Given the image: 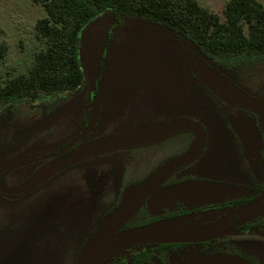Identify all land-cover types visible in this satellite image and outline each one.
I'll list each match as a JSON object with an SVG mask.
<instances>
[{"label": "rangeland", "instance_id": "374dc122", "mask_svg": "<svg viewBox=\"0 0 264 264\" xmlns=\"http://www.w3.org/2000/svg\"><path fill=\"white\" fill-rule=\"evenodd\" d=\"M198 1L222 16L229 0ZM44 16V7L32 0H0V44L7 47L0 63L2 79L30 71L35 54L45 47L35 33L36 22ZM112 25L106 14L82 30L80 63L86 83L76 93L42 95L36 102L20 100L0 109V264H74L89 227L112 205L121 183L117 161L108 154L165 137L155 133L162 127L152 126L100 139L73 152L67 144L71 140L54 142L66 129L78 137L75 132L82 117L91 114L87 93L96 83L99 93L94 102L101 98L109 109L125 101L135 87L147 86L174 107L225 121L221 126L209 118L212 142L202 161V177L243 180L235 170L255 164L246 130L240 135L229 125L216 98L223 100L227 90H235L264 104V58L217 60L183 44L160 25L142 20ZM108 39L112 47L101 74ZM164 154L150 158L145 169ZM49 160L53 161L21 188H6L7 173Z\"/></svg>", "mask_w": 264, "mask_h": 264}, {"label": "flooded vegetation", "instance_id": "af4514ba", "mask_svg": "<svg viewBox=\"0 0 264 264\" xmlns=\"http://www.w3.org/2000/svg\"><path fill=\"white\" fill-rule=\"evenodd\" d=\"M173 35L182 43L188 44L180 36ZM189 46L193 48L191 45ZM111 47V39H108L102 50L101 74H103L104 62ZM193 49L195 50V48ZM98 84L96 83L94 89L89 90L87 93L88 103L92 102L91 114L86 113L82 117L81 128L75 132L78 137H72L74 133L71 134L68 131L69 129H66V133L62 136L53 138L57 139L54 142L61 143L71 140V143L67 142V144L69 145V152H73L100 139L128 135L139 127L158 126L164 128L181 122L191 123L202 129L204 133V143L201 151L190 163L171 173L160 185L159 190L165 191L195 181L213 183L234 189V192L215 197L208 202H185L173 198L160 209L154 208L157 211L156 214L151 213L149 207V202L155 194L152 193L137 211L138 213L145 208L150 214L151 222L145 225L161 221L179 220L181 225L190 224L195 229L208 233L206 234L207 239L193 242L140 244L113 253L102 259L98 264H185L192 258L211 255L237 258L247 264H264V215L249 218L241 215L245 207L256 201L264 204V198L261 199L264 194V129L261 118L249 109L231 105L220 98H216L228 117L225 119L229 121V125L236 129L239 134L242 129L246 130L248 137H245V134L243 137L248 140L250 151L254 153L255 164L247 168L242 167V170H235L238 176H244L243 180L237 179L230 182L226 181V177L218 180L206 179L201 176L200 168L204 166L202 161L212 142V136L207 130L209 122L212 121L209 119L211 118L210 115L194 110L183 111L181 107H174L150 92L147 86L135 87L127 95L125 101L123 100V102L121 101L109 109L102 105L101 98L94 102L99 93ZM143 100L147 101L146 104L162 107L160 118L143 115L144 112L140 110L141 108L144 110ZM211 119L217 120L221 126L226 124L225 121L221 122L222 119L219 116H212ZM197 138V134L191 130L178 131L153 143L122 147L108 154L109 156L114 155L116 161L118 159L115 157L118 154L123 158V179L125 181L122 180V185L118 186L116 198L112 205L103 212L94 225L89 227L88 236L82 241L74 264H76L77 258L88 240L97 233L101 221L120 206L127 189L145 182L158 169L185 155ZM158 144L160 148L154 152L153 157L158 154H165L159 162L146 170L145 162H148L151 155L147 149ZM136 150H140L139 156L134 153ZM51 161L53 160L28 164L7 173L3 178L6 188H21ZM116 168H118L117 164ZM16 170H18L17 183L15 186H9L6 181L7 176ZM133 175L137 177L132 178ZM141 179L142 181L138 183L137 181ZM123 183L126 184V187L122 192ZM137 213L118 230V233L136 228L128 225Z\"/></svg>", "mask_w": 264, "mask_h": 264}, {"label": "trees", "instance_id": "16d2710c", "mask_svg": "<svg viewBox=\"0 0 264 264\" xmlns=\"http://www.w3.org/2000/svg\"><path fill=\"white\" fill-rule=\"evenodd\" d=\"M41 4L45 16L35 24L37 39L44 49L37 52L30 71L2 79L0 109L20 100L36 102L42 95L54 96L77 92L86 83L80 63L82 30L102 15H110L112 27L123 21L142 20L165 27L180 36L197 52L217 60L264 58V3L258 0H229L223 17L203 7L198 0H32ZM7 47L0 44V63ZM142 101L143 115L161 116L162 107ZM198 120V118H196ZM160 145L150 147V158ZM140 155V150L134 152ZM114 157V155H111ZM122 185L124 162L115 157ZM18 170L7 176L15 186ZM12 181V182H11ZM138 180L137 182H141ZM122 192L126 187L123 183ZM150 214L143 208L130 221L129 227L148 224Z\"/></svg>", "mask_w": 264, "mask_h": 264}, {"label": "water", "instance_id": "95a60500", "mask_svg": "<svg viewBox=\"0 0 264 264\" xmlns=\"http://www.w3.org/2000/svg\"><path fill=\"white\" fill-rule=\"evenodd\" d=\"M223 100L231 105L253 111L261 118L264 127V104L235 90H227V95ZM184 130H191L198 136L190 150L177 160L158 169L145 182L127 189L120 206L101 221L97 233L88 240L79 254L76 264H98L102 259L113 253L140 244L193 242L207 239L206 234L208 233L197 230L190 224L181 225L179 220L161 221L118 233V230L137 213L152 193L155 194L149 202V207L151 213L156 214L155 209H160L173 198L185 202H208L220 195L234 192L233 188L200 181L181 184L165 191L159 190L160 185L171 173L187 165L198 156L204 143V133L198 126L186 122L167 126L155 132L156 135L166 136ZM138 139L134 138V140ZM263 198L264 194L261 199ZM241 215L245 218L264 215V204L256 201L245 207ZM185 264L247 263L224 255H211L192 258Z\"/></svg>", "mask_w": 264, "mask_h": 264}]
</instances>
